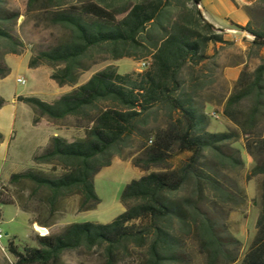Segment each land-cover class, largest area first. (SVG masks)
<instances>
[{"label":"trees","instance_id":"16d2710c","mask_svg":"<svg viewBox=\"0 0 264 264\" xmlns=\"http://www.w3.org/2000/svg\"><path fill=\"white\" fill-rule=\"evenodd\" d=\"M242 10L247 24L233 26L252 37L249 55L260 64L241 70L225 95L219 56L235 42L205 19L202 0H25L22 25L34 22L40 37L29 69L47 67L58 87L73 89L52 102L17 101L30 108L33 124L45 120L85 134L72 142L52 136L33 156L52 174L10 175L12 187L31 185L29 204L11 200L0 184V221L1 207L14 206L32 225L48 228L71 198L77 214L95 210V176L114 158L143 175L125 185L123 212L110 223L68 224L22 250L10 240L12 264H57L65 252L81 251H97L103 264H195L196 257L201 264H235L241 242L227 222L247 202L238 182L245 167L235 147L240 140L253 162L246 178L257 179L260 192L256 233L240 264H264V0ZM21 16L10 0H0V80L10 74L6 56L27 51L16 29ZM121 59L145 68L120 74L109 65L79 84L92 66ZM220 103L234 128L211 132L206 106ZM5 104L0 96V109Z\"/></svg>","mask_w":264,"mask_h":264},{"label":"rangeland","instance_id":"374dc122","mask_svg":"<svg viewBox=\"0 0 264 264\" xmlns=\"http://www.w3.org/2000/svg\"><path fill=\"white\" fill-rule=\"evenodd\" d=\"M244 2L253 4V0ZM205 10L211 19L219 23L221 29H236L227 19V14L233 5L243 4L242 0H205ZM12 9L17 10L22 16L19 18L17 33L27 45V51L23 55H9L5 58L6 64L11 72L2 83L5 88L4 100L6 104L0 109V133L3 135V141L0 144V184L7 187V194L11 200L24 201L28 203V196L31 185L12 187L9 185V177L13 173L24 172L29 169L43 171L46 174H52L53 168L48 165H37L33 162V156L43 150L48 144L53 134H57L68 142L84 137L83 129H76L70 125L65 127L54 126L45 120L40 124H33V114L30 108L23 104L14 105L11 98L14 94L29 95L37 97L45 102H50L58 97L59 87L50 79L51 70L47 67H40L37 70L29 69L28 62L31 56V47L33 43H38L39 32L35 29L32 21H27L24 25L25 0H10ZM243 11L237 12L232 17L236 21H242L245 17ZM241 33L233 35L225 32V38L234 41V47H225L220 52L219 62L224 66L223 76L226 89L223 94L227 95L237 79L234 73L245 69L252 72L260 64V60L249 55L250 38L241 39ZM238 38L241 44L236 43ZM261 54L264 56V49ZM109 65H115L120 74L130 72H139L143 68L141 63L132 59H121L119 61L107 60L92 66L90 70L84 72L79 80V84L86 82L94 73L103 70ZM25 81V84H18L17 79ZM71 91L72 87H66ZM218 90V89H217ZM7 98V99H6ZM207 113L211 116V132H224L227 128H234L233 124L226 120L222 114V104L207 105ZM17 119L13 124V115ZM15 131L11 138L6 130ZM243 140H240L235 147L241 150V156L245 162L244 170L238 177L240 187L247 196L246 204L238 210L233 211L228 219L230 232L241 242L239 259L235 264H240L250 242L255 236V224L260 210V192L257 179L248 180L246 178L253 166L251 158L242 148ZM143 175L138 169L131 165L129 160L124 161L120 158H114L109 167L102 169L94 179L95 192L100 199V204L95 210L76 213L77 199L71 198L64 202L65 211L56 214L53 223L46 228L49 234L59 231L61 228L72 223L94 222L99 224H108L123 212L120 203V197L126 184L131 180L138 179ZM24 189V190H23ZM23 190V191H22ZM31 206V204H30ZM33 207V206H32ZM2 220L0 221V230L3 233V239L0 241V264H12L13 257L8 253V242L12 240L14 244L22 250L25 246L37 247L33 241L37 234L31 224L30 216L18 210L14 206L1 207ZM41 217L46 218V211H41ZM38 226V225H37ZM40 227V226H39ZM7 234V235H6ZM42 237V236H40ZM57 264H103L100 254L97 251L87 252H65ZM120 264H135L133 259H128ZM195 264H201L199 257L195 258Z\"/></svg>","mask_w":264,"mask_h":264},{"label":"crops","instance_id":"0c3cea01","mask_svg":"<svg viewBox=\"0 0 264 264\" xmlns=\"http://www.w3.org/2000/svg\"><path fill=\"white\" fill-rule=\"evenodd\" d=\"M244 1H245V0H242V3H243V4H247V5H249V3H246V2H244ZM205 6H206L205 0H202L203 15H204L205 19L208 20L210 23H212L215 27L221 28V26H220L219 23L215 22L213 19L210 18V16L208 15L207 11L205 10V9H206ZM240 11H243V10H242V5L238 4V6L233 5V7H231V10H229V11L227 12L226 15H228V16L230 17V18H227V19L231 22V25H233V24H237V25H240V26H243V27H244V26L247 24V22H248V17H247V16H245V17L243 18L242 21H236L234 18H232V17H234V16L237 14V12H240ZM224 30H225V32H228L229 29L226 28V29H224ZM240 38H241V39H244V36L241 35ZM235 39H236V43H237V44H241V42L238 41L239 39H238L237 37H236ZM8 56H9V55H8ZM8 56H6V58H7ZM37 69H39V68H37ZM37 69H32V70H37ZM10 72H11V70H10ZM234 74L238 76V72H237V73H234ZM5 80H6V78L0 80V96H1L2 98H4V94H3V92L5 93V88H4V86L2 85V83H3ZM54 84H55V83H54ZM55 85H56V84H55ZM56 86H57V85H56ZM59 90H60V93L58 94V97L55 98V99H53L52 101L58 99V98H59L60 96H62L63 94L69 92V91L66 89V87H59ZM1 91H3V92H1ZM20 96L28 97L29 95L14 94V95L12 96V98H11V101H12V103H13L14 105H16L17 103H21V102H18V101H17V98L20 97ZM6 99H7V98H6ZM6 101H7V100H6ZM52 101H50V102H52ZM1 109H2V108H1ZM16 119H17V115L14 114V115H13V124L15 123ZM39 124H40V123H39ZM5 133L9 134L11 138H14L13 135H14L15 131H13V130L11 131V129H8V130H6ZM53 136H57V134H53ZM33 227H34V226H33ZM34 230H35V228H34Z\"/></svg>","mask_w":264,"mask_h":264},{"label":"built area","instance_id":"2783aa9c","mask_svg":"<svg viewBox=\"0 0 264 264\" xmlns=\"http://www.w3.org/2000/svg\"><path fill=\"white\" fill-rule=\"evenodd\" d=\"M234 1H237V0H234ZM228 32L229 33H231V34H233V35H236V34H238V33H241L243 36H245L246 38H250V39H252V37L250 36V35H248L247 33H245V32H240V31H238L237 29H230V30H228ZM141 67L142 68H145V63H141ZM17 83L18 84H22V85H24L25 84V81L24 80H22V79H20V78H18L17 79ZM36 232H37V234L38 235H49V232H48V230L45 228V233H40L38 230H36ZM3 233H2V231L0 230V241L3 239Z\"/></svg>","mask_w":264,"mask_h":264},{"label":"water","instance_id":"95a60500","mask_svg":"<svg viewBox=\"0 0 264 264\" xmlns=\"http://www.w3.org/2000/svg\"><path fill=\"white\" fill-rule=\"evenodd\" d=\"M33 226H34L35 230H38L40 233H45V228L44 227H39L36 224H34Z\"/></svg>","mask_w":264,"mask_h":264}]
</instances>
